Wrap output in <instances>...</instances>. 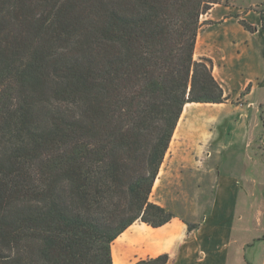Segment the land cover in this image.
Wrapping results in <instances>:
<instances>
[{
  "label": "trees",
  "instance_id": "1",
  "mask_svg": "<svg viewBox=\"0 0 264 264\" xmlns=\"http://www.w3.org/2000/svg\"><path fill=\"white\" fill-rule=\"evenodd\" d=\"M221 1L0 0V264H113L174 216L149 195L183 107L228 100L193 57Z\"/></svg>",
  "mask_w": 264,
  "mask_h": 264
},
{
  "label": "crops",
  "instance_id": "2",
  "mask_svg": "<svg viewBox=\"0 0 264 264\" xmlns=\"http://www.w3.org/2000/svg\"><path fill=\"white\" fill-rule=\"evenodd\" d=\"M253 1L222 0L201 15L193 57L212 61L228 100L195 104L216 110L209 118L218 134L207 148L194 146L162 161L149 200L174 216L158 227L128 226L111 243L113 264L164 253L166 264H264V0ZM191 105L183 107L181 129L187 124L181 119L196 109Z\"/></svg>",
  "mask_w": 264,
  "mask_h": 264
},
{
  "label": "rangeland",
  "instance_id": "3",
  "mask_svg": "<svg viewBox=\"0 0 264 264\" xmlns=\"http://www.w3.org/2000/svg\"><path fill=\"white\" fill-rule=\"evenodd\" d=\"M237 2L241 4H245L246 2H250V0H236ZM257 3L260 2V0H255ZM253 1V2H255ZM245 2V3H242ZM192 107L196 108L190 111V113L186 114L185 120L183 118L181 119V124L185 121L187 124L185 125V129H181V126L179 124L176 125V128L174 129V132L172 135V138L169 142V146L166 150V153L164 155L163 161L167 162L169 161L173 156L174 153L177 151H189L194 146H201L207 148L208 146V140L212 136L213 133L214 137L213 140L217 136V129H216V123L212 122L211 118H209L211 115L216 113V110H210L207 108H203L199 104L192 103ZM217 115V114H216ZM218 116V115H217ZM220 116V115H219ZM218 116V117H219ZM178 133H206V136L204 138H195L193 140L192 137L187 138L183 137V135ZM219 133L222 135L223 133L219 131ZM213 140L210 143L213 145ZM238 147V145L236 146ZM172 160V159H171Z\"/></svg>",
  "mask_w": 264,
  "mask_h": 264
}]
</instances>
